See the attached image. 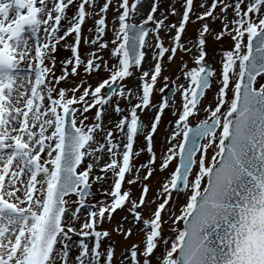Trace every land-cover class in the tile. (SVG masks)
Segmentation results:
<instances>
[{
  "label": "snow or ice",
  "instance_id": "snow-or-ice-1",
  "mask_svg": "<svg viewBox=\"0 0 264 264\" xmlns=\"http://www.w3.org/2000/svg\"><path fill=\"white\" fill-rule=\"evenodd\" d=\"M116 2L109 37L113 0H0V264H113L114 246L101 251L111 236L103 225L118 209L144 234L143 248L133 244L121 264H264V0H202L196 19L220 20L222 29L213 33L204 23L187 44L182 35L194 0H182L178 25L166 24L163 13L154 15L159 0L139 24L130 21L143 0ZM69 6L75 9L71 16ZM170 14L178 15L175 9ZM88 19L93 26L85 36ZM162 30H174L167 47ZM209 35L217 41L228 36L231 44L221 52L215 106L204 107L206 118L192 127L190 118L201 111L217 77L206 59ZM59 47L70 55L60 60L57 76ZM178 52L190 55L193 65L182 62L176 81L184 83L171 82L179 105L168 98L170 79L163 75L165 60L172 63ZM80 69L107 77L95 86L69 83ZM131 77L135 88L124 83ZM156 93L161 98L153 103ZM167 111L175 119L161 151L158 168L168 175L157 203L146 201L150 189L143 182L157 170L154 136ZM111 113L117 119L106 126ZM147 113L145 124L141 115ZM142 152L148 159L137 167L133 159ZM99 182L109 187L105 199L93 203L92 186ZM138 183L137 199L131 186ZM173 192L186 201L179 215L169 217L183 222L182 229L171 227L170 243L162 213ZM146 203L156 204L147 219L139 211ZM115 231L125 239L132 235L122 224Z\"/></svg>",
  "mask_w": 264,
  "mask_h": 264
},
{
  "label": "rangeland",
  "instance_id": "rangeland-1",
  "mask_svg": "<svg viewBox=\"0 0 264 264\" xmlns=\"http://www.w3.org/2000/svg\"><path fill=\"white\" fill-rule=\"evenodd\" d=\"M97 4L101 3V0H97ZM153 0H143V7L141 8V12L139 15H136L135 18L130 21L134 23H141L142 19L146 18L147 13L150 11V5ZM202 0H194V7H193V13H190V21L186 25V30L182 35V42L183 43H188L190 40H195L198 36L199 30L201 29L202 25L204 23H207L209 27H211V31L213 33L219 32L222 29V25L220 23V20H213L212 18H208L205 21H199L196 19L197 15H199L203 9L199 7L200 3ZM209 4L211 0H208ZM116 8H117V2L116 0H113V5L110 7L109 12L107 13V22L109 25V31H108V36L110 37L112 35L111 32V27L112 23L115 20L116 17ZM175 9V11L178 13V15H171V10ZM98 11V8L96 9ZM183 8H182V0H159V8L156 14H154L158 19L163 18L161 16V13L164 15L168 16V19L165 21L166 24H172V23H179V15L181 14ZM75 9L72 8V6H69L67 14L69 16L74 14ZM216 13L218 15H222L219 13V9L216 10ZM229 18H231V14L229 13ZM192 21H195L193 23ZM178 25V24H177ZM93 26V21L91 19H88L86 23L83 25V33L85 36L89 35L88 33V28ZM150 27H153L150 25ZM174 33V30L171 33H168L166 30H162L160 32L161 39L164 41V45L167 47L169 46V38L172 36ZM150 42L154 43V40L152 39L151 35L148 38ZM69 42H71V37L68 38ZM228 42H231L228 39V36L223 37L220 42L215 40L213 36L209 35L207 37V44H206V51H207V61L208 64L217 72V77L214 78L213 80V87L211 90H209L206 94L205 99L202 101L201 104V111L199 114L195 117L190 118V124H197L200 120L205 119L207 116V113H205L202 109L209 104H212L214 107V95L215 92L218 88V85L215 83V79L218 78L219 76V70H220V58H221V52L224 50H229L230 45ZM63 43V42H62ZM224 46L223 44H227ZM191 46V45H189ZM87 48L88 46L84 45L83 42L81 43L80 47V52L82 56H86L87 54ZM216 50V51H215ZM147 52H149V56L151 54V49H146ZM195 51V49H194ZM56 55V68L55 72L56 75L59 76L61 74V64L60 60L67 58L70 55V52L66 51L63 47L58 48V52L55 54ZM104 55V58L107 60L108 55L106 53H102ZM182 62L188 63L189 67L193 66L191 63V57L184 55L182 52L177 53L176 59L172 63H167L165 60V66H164V76H168L170 79L169 87L175 88V84L171 83L172 81H176V77L180 76V68L182 66ZM145 68L148 67V61L146 60L145 62ZM80 74L75 77H70L69 83L73 84H78L80 82H84L85 86L87 85H93L95 86L102 78L107 77V73L100 71L99 73L93 72L91 75L86 74L83 69H80ZM130 88H135L137 85L138 81L135 79V77H131L127 79L125 82ZM179 83H184L183 80L176 81V84ZM163 86V80L161 79V82L158 84L157 87ZM59 87H67V84L64 82H61ZM165 91H167V89ZM231 93L229 92V96ZM161 98L160 93H156L153 96V103H157ZM170 99H174L177 102V105H179L180 102V95L177 92L175 97L171 96ZM127 101H121V106L126 104ZM89 116L94 115V110L88 114ZM151 113L147 114H142L141 119L144 121L145 124L149 122V118L151 117ZM117 119L114 113H111L110 115H106L104 118V123L106 126H111L110 121ZM175 119V117L172 116L171 111H167L165 115L162 117L161 123L158 127V131L154 136V151L157 156V170L153 173L152 177L148 181H144L143 183H147L150 191L147 194L146 201H152L151 199L155 198V201L157 203L159 202V197L158 193L161 191L159 185L160 183L164 180V178L168 175V172L161 173L159 171L158 165L160 163V158H161V151L166 149V142H165V137L169 135L170 129L174 128V125L172 121ZM99 138V137H98ZM118 142V138L114 141ZM143 144V137L138 136L135 144V148L137 150L140 149L141 145ZM213 155V151L209 149L208 152V162H211V156ZM148 159L147 153L142 152L139 158H134L133 163L138 167L141 163H146ZM170 167H174V164ZM98 172V169H97ZM144 170H141V176H143ZM135 173H133V176ZM131 178V177H129ZM109 187L108 183L105 182H99L96 184H93L92 186V191L95 196H92L91 202H96L100 200H104L105 197L103 195L104 191L107 190ZM124 190H127L129 188V185L127 183L124 184ZM132 196L133 198H137L140 195V190H141V184L138 183L136 185H132ZM99 195V196H97ZM157 199V200H156ZM186 201V196L185 194H177L173 192V198L170 201V204L166 206V211L162 213V219L164 221H167V223H164L162 225V232L163 235L166 239H169L170 243L171 240L174 239L175 234L170 231L171 227H178L182 229V221L179 222V224H173L172 219H170V215L173 213L175 215L180 214V208L184 206V203ZM152 204V205H151ZM156 207V204L153 203H146L145 206H143L139 211H141L143 218L147 219L150 218L152 212L154 211ZM127 216V220H123V217ZM123 225L124 230L126 231L127 229L131 228L132 229V235L129 236L127 239H125L122 235L118 234L115 229L117 228L118 225ZM142 226V225H141ZM133 223V218L131 215L128 214L126 210H117L116 213L113 214V219L109 223L108 221H105L103 225V230H107L111 233L110 238L106 239L105 241L102 242V249L101 251L104 250V248L107 247L108 244H112L115 248V254L113 258V264H120L121 259L124 258L125 254L127 253V250L131 248L133 244H140L141 248H143V244L141 241L143 240L144 234L139 231V227ZM78 237H74L73 241H78ZM169 243V247H170ZM164 250V245L161 243V245L158 247V249L155 250V255L158 257L159 254Z\"/></svg>",
  "mask_w": 264,
  "mask_h": 264
},
{
  "label": "bare ground",
  "instance_id": "bare-ground-1",
  "mask_svg": "<svg viewBox=\"0 0 264 264\" xmlns=\"http://www.w3.org/2000/svg\"><path fill=\"white\" fill-rule=\"evenodd\" d=\"M87 50H88V48H87ZM152 201L154 200L153 198L151 199ZM152 205V204H151ZM121 264V263H120Z\"/></svg>",
  "mask_w": 264,
  "mask_h": 264
}]
</instances>
